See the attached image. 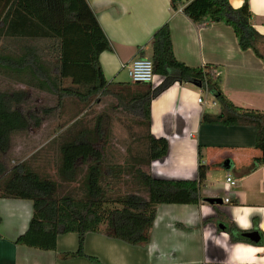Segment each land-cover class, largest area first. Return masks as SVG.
Here are the masks:
<instances>
[{"label":"trees","instance_id":"obj_1","mask_svg":"<svg viewBox=\"0 0 264 264\" xmlns=\"http://www.w3.org/2000/svg\"><path fill=\"white\" fill-rule=\"evenodd\" d=\"M171 7L173 11L182 8L198 28L220 23L230 26L241 50H252L264 63V36L253 27L247 5L236 9L229 0H171ZM111 50L87 0H0V74L55 97L57 109L69 100L88 109L104 98L113 99L117 103L110 104V108L136 118L137 125L145 129L141 139L147 143L139 156H132L123 165H108L105 149L98 146L106 134L103 116L90 125L82 119L75 121L80 113L61 128L68 138L59 150V181L42 176L27 163L10 170L5 157L11 151L12 138L40 129L56 108L33 107L28 104L25 90L0 89V198L29 200L34 205L29 229L18 239L21 245L55 251L59 236L77 234V252L64 256L84 257L100 264L85 253L87 234H103L131 246H147L158 206L200 203L206 166L199 167L198 180H161L151 174V164L166 157L169 148L165 138L157 139L151 134L152 101L176 83L208 92L219 104V114H204L203 124L255 127V148L260 156L254 159L250 171L264 164V112L234 104L222 90V75L217 67L206 65L190 71L180 64L174 55L168 24L152 40L150 57L155 76L162 78L159 86L109 83L100 55ZM83 168L82 185L63 190L67 184L79 182ZM124 176L132 192L119 194L115 188ZM233 228L226 229L233 241L264 247V239L255 244Z\"/></svg>","mask_w":264,"mask_h":264},{"label":"crops","instance_id":"obj_2","mask_svg":"<svg viewBox=\"0 0 264 264\" xmlns=\"http://www.w3.org/2000/svg\"><path fill=\"white\" fill-rule=\"evenodd\" d=\"M112 50L100 55L109 83L131 82L128 67L151 55L155 33L168 24L176 60L190 71L206 65L222 75L224 94L238 107L264 112V63L252 50L242 51L234 30L223 23L198 28L171 0H87ZM238 9L247 5L253 27L264 36V0H229ZM162 83L155 76L153 85ZM201 89L176 83L152 101L151 134L168 141V154L151 164L161 180H198L199 167L207 169L200 187L201 201L191 205H160L147 246L137 247L135 264H264V247L235 242L226 229L264 233V164L250 171L260 152L255 148L256 128L203 124L204 114L218 115L220 106L204 98ZM203 98L205 104L198 102ZM22 158L14 167L29 163ZM42 156L33 169L49 164ZM229 162L226 167L225 163ZM12 170V169H10ZM228 177L236 182L228 183ZM206 198L222 199L211 205ZM229 199V203H226ZM34 205L29 200L0 198V264H92L87 258H66L76 253L77 234L61 235L55 251L18 243L29 229ZM234 237L236 232H234ZM264 239V238H263ZM129 246L103 234L86 236L87 256L102 264H129ZM113 260H111V258Z\"/></svg>","mask_w":264,"mask_h":264},{"label":"rangeland","instance_id":"obj_3","mask_svg":"<svg viewBox=\"0 0 264 264\" xmlns=\"http://www.w3.org/2000/svg\"><path fill=\"white\" fill-rule=\"evenodd\" d=\"M66 85L69 86L70 82H66ZM0 89L4 91L25 90L29 97L28 104H31L33 107L37 109L45 107L56 108V111L40 129H31L27 133L15 135L12 138L11 151L5 157V162L9 169H13L15 163H18L22 158L27 156H30L28 163L29 167L35 169L38 160L42 156H47L48 159H50L48 161L49 164L39 166L38 169L48 174V176H50L49 178L59 181L57 175L59 160L61 158L59 150L68 138V133L67 135L63 134L61 128L66 122L77 117L80 113V116L75 121L82 119L83 122L90 125L96 122L98 116H103L102 127L103 130L106 131V134L98 146L99 148L103 147L105 149L108 157V165H123L127 159L132 156H139V154L143 153L147 148V143L141 139L145 134V129L137 125V120L133 116L121 110H112L110 104L117 103L113 99L104 98L99 105L95 107L92 106L88 109H84L83 106L69 100L65 102L63 108L57 109V99L55 97L30 89L22 85L21 82L15 78L3 74H0ZM202 96L208 99L209 103L212 102L208 93H203ZM83 176H85V168H83L79 176V182L67 184L68 188L63 190H69V188L76 189L79 187ZM127 181L128 179L125 176L118 181L115 190L119 194L132 192V186L130 183H127ZM125 246L128 247L125 258H127L129 264H135L138 253L137 247L139 246ZM90 257L97 258L100 264H102L100 257ZM110 258L113 260L112 257Z\"/></svg>","mask_w":264,"mask_h":264},{"label":"built area","instance_id":"obj_4","mask_svg":"<svg viewBox=\"0 0 264 264\" xmlns=\"http://www.w3.org/2000/svg\"><path fill=\"white\" fill-rule=\"evenodd\" d=\"M128 75L133 84H153L155 81V71L151 57H140L132 61L128 67ZM198 102L200 104L206 103L201 97ZM212 104L216 105V102H213ZM227 181L231 186L236 185V182L232 177H228ZM225 201L226 203H229V199H226Z\"/></svg>","mask_w":264,"mask_h":264},{"label":"water","instance_id":"obj_5","mask_svg":"<svg viewBox=\"0 0 264 264\" xmlns=\"http://www.w3.org/2000/svg\"><path fill=\"white\" fill-rule=\"evenodd\" d=\"M226 167L229 166V162L225 163ZM204 202L209 203L211 205H221L223 204L222 199H217V198H206L204 199ZM242 237L245 238L246 240L253 242L255 244H260L263 241V233L260 231H251V232H245L242 234Z\"/></svg>","mask_w":264,"mask_h":264}]
</instances>
